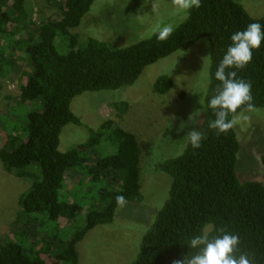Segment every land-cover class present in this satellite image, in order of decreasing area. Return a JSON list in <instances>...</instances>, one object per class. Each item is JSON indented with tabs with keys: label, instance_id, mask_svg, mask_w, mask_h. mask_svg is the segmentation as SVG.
<instances>
[{
	"label": "trees",
	"instance_id": "obj_1",
	"mask_svg": "<svg viewBox=\"0 0 264 264\" xmlns=\"http://www.w3.org/2000/svg\"><path fill=\"white\" fill-rule=\"evenodd\" d=\"M45 2L55 10L38 19L32 17L25 0H0V91L5 80L20 68L18 61L29 66L21 94L6 95L2 106L7 110L15 102L40 103V110L26 114L21 131L5 134L0 147L4 169L32 180L18 198L19 209L12 223L19 224L16 229L24 228L19 232L30 229L32 233L31 215L35 212L44 213L53 222L61 216L73 219L71 203L58 199L65 175L73 168H88L97 178L107 177V186L99 191L102 208L90 209L84 225L76 228L69 239L55 241L56 233L35 239L33 234V241L24 246L21 238L15 240L18 232H13L14 239L0 244V264H79L78 242L89 230L113 221L118 206L116 196L122 195L126 202L135 204L143 200L141 147L135 134L113 119L103 120L95 129L88 127L84 142L65 151L59 149V136L65 125H84L71 110V101L85 91L132 85L146 66L200 38H207L210 44L209 82L198 129L204 139L200 148L188 145L181 153L158 163L157 168L170 178L168 195L144 233L132 264H175L197 252L188 246L191 238L207 233L211 239L221 235V230L240 237L237 255L248 253L255 264H264V183L249 176L240 177V164L236 171L241 145L235 129L217 134L208 127L215 119L208 100L216 94L220 83L214 74L231 43L230 36L250 23L264 26V15L252 16L236 0H201L200 7L192 9L166 41H158L152 34L116 46L91 36L79 41L77 33L70 32L80 25L94 0ZM58 36L67 42L68 51L64 54L55 48ZM17 52L24 57L16 56ZM252 52L249 64L232 70L237 72V79L251 83L254 107L264 108V41ZM172 85L171 77L161 74L152 89L165 94ZM112 105L121 116L128 102L121 100ZM101 141L112 145L114 151L99 158L96 169L87 165V156L95 153V146ZM260 159L264 166V153ZM31 165L39 169L40 179ZM109 184H114L113 188H108Z\"/></svg>",
	"mask_w": 264,
	"mask_h": 264
},
{
	"label": "rangeland",
	"instance_id": "obj_2",
	"mask_svg": "<svg viewBox=\"0 0 264 264\" xmlns=\"http://www.w3.org/2000/svg\"><path fill=\"white\" fill-rule=\"evenodd\" d=\"M236 1L252 16L264 15V0ZM173 3L174 0H94L80 25L70 32L77 33L79 41L91 36L116 46H125L151 36L158 23H173L177 26L184 20L170 14ZM25 4L33 18H45L55 10L45 0H25ZM55 48L62 54L68 51L67 42L62 36L55 39ZM16 56L24 57L18 52ZM18 62H21V66L18 63L20 68L5 80L0 91V147L6 135L17 134L13 130L21 131L29 111L40 110V103L34 100L15 102L7 110L2 106L7 100L6 95L19 96L24 87L29 66L24 63L23 66V61ZM209 68L210 44L207 38H200L187 48L177 49L146 66L132 85L112 90L85 91L71 101V110L84 125L70 123L63 127L59 136L61 151L84 142L88 136V127L95 129L108 118L135 134L142 150L140 190L143 200L137 204L126 202L122 207L118 205L110 224L98 225L89 230L76 246L79 264H132L135 260L144 233L153 223L168 195L170 178L157 165L181 153L186 147L184 136L199 129L209 82ZM161 74H167L173 81L172 88L165 94L156 93L152 89L154 80ZM202 76L207 77V86L204 93L199 94ZM121 100H126L128 105L119 116L112 104ZM198 110L200 114L190 121L189 117ZM243 115L248 116L249 120L243 127H234L242 154H237L236 171L240 164V177L249 176L264 183V166L260 159L264 153V108L254 107L250 111L245 109ZM181 124L184 125L183 129ZM113 151L112 145L101 141L95 146V153L87 156L86 163L97 169V160ZM30 169L40 179L36 165H31ZM31 183V179L17 177L6 171L0 161V244L7 239H14L13 232L16 231L18 237L15 240L20 241L21 238L25 242L24 246H29L33 241V234L35 239L50 233H56V237L58 234L55 241L69 239L76 228L84 225L86 213L90 209L102 208L99 191L107 186V177L97 178L88 168L71 169L58 190V199L71 203L75 211L74 218L70 220L61 216L53 222L44 213L35 212L31 215L34 232L30 233L29 229L24 233L19 232L24 228L16 229L19 224H13L12 221L19 209L18 198ZM113 186L109 184L108 188Z\"/></svg>",
	"mask_w": 264,
	"mask_h": 264
},
{
	"label": "clouds",
	"instance_id": "obj_3",
	"mask_svg": "<svg viewBox=\"0 0 264 264\" xmlns=\"http://www.w3.org/2000/svg\"><path fill=\"white\" fill-rule=\"evenodd\" d=\"M201 0H174L171 15L181 19H187L191 10L200 7ZM264 26L260 23H250L243 31H237L230 36L223 58L215 72V79L219 81L215 95L208 100V107L212 110L215 119L209 122V129L217 134L227 133L235 126H244L249 117L243 115L245 108L253 110L252 85L242 79H237V72L232 69H243L252 60L253 49H259L264 41ZM173 23H158L153 34L158 41H166L173 31ZM207 77L202 76L198 87V93L203 94L206 89ZM238 109L240 112L238 113ZM199 110L189 117L193 121L198 116ZM184 125L181 124V129ZM185 146L191 145L193 149L201 147L204 134L200 130H192L184 136ZM116 203L124 206L126 199L122 195L116 196ZM221 235L209 238L207 233L194 236L189 242V247L197 249L193 255H187L175 264H255L248 253L237 255L239 251L240 237L236 234L224 232Z\"/></svg>",
	"mask_w": 264,
	"mask_h": 264
}]
</instances>
